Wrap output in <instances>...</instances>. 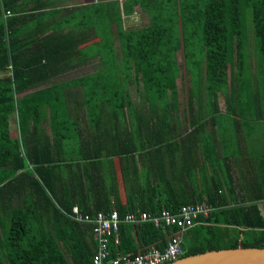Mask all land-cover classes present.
<instances>
[{"label":"trees","instance_id":"trees-1","mask_svg":"<svg viewBox=\"0 0 264 264\" xmlns=\"http://www.w3.org/2000/svg\"><path fill=\"white\" fill-rule=\"evenodd\" d=\"M68 1L0 0V264H92L90 226L61 211L74 205L83 213L116 209L122 216L205 201L215 208L182 236L181 258L239 244L264 247V169L249 182L243 174L234 184L230 174L228 189L220 183L179 199L173 183L140 181L137 161L127 170L121 163L123 185H131L122 202L116 170L105 165L196 135L205 118H215L218 94L226 113L247 116L244 98L264 96V0ZM136 6L147 22L125 26L123 17ZM251 34L256 81L247 74ZM88 62L100 65L93 74L54 81ZM11 114L24 155L8 126ZM75 135L96 149L67 150ZM208 135L222 144L216 128ZM202 153V163H212ZM231 157L221 161L230 165ZM236 188L241 194L227 193ZM176 230L122 223L117 242L108 244L110 257L163 249Z\"/></svg>","mask_w":264,"mask_h":264},{"label":"crops","instance_id":"crops-1","mask_svg":"<svg viewBox=\"0 0 264 264\" xmlns=\"http://www.w3.org/2000/svg\"><path fill=\"white\" fill-rule=\"evenodd\" d=\"M61 1L65 0H58L59 4ZM74 2L77 3L76 0ZM248 54L251 56L247 63L248 78L249 80L256 81V65L250 50ZM179 58L180 57H178V59ZM99 66L97 62H88L68 73H63L54 81L61 83L73 80L82 74L91 75ZM132 97L136 102L142 101L141 95H132ZM244 100L247 101V103L241 110H244L247 115L245 118L226 113L225 98L222 94H218V111L214 112L215 118H205L204 127L200 132L189 137L186 141H181L177 138V143L171 142L161 145V147L157 149L154 148V152L151 150V152L148 153V150H146L143 151L144 153L141 155L133 153V155L136 156L135 158H132L130 154L122 155L121 159L115 157L112 164L106 160L105 165L109 166L110 169L114 167L116 170L119 183V196L122 202L126 199L125 189L130 188L131 185L130 183L128 187L123 185L120 173L121 163L127 170L128 166L133 168L134 161H137V167L139 169L138 178L140 181H144L148 178L155 184L162 182L173 183L175 187L173 194L179 199L193 198V196H195L197 192L199 193L203 188L212 189V187L214 188L216 185L219 186L220 183L223 184L224 189H228V187L225 186L231 184V179L229 178L230 174L235 178L234 184L239 182L237 177L240 175H247L249 179L246 180V182H249L254 177L262 174L264 169V119L259 120L253 118L264 115V96L252 97L248 95ZM70 102L73 103L74 100H70ZM205 108H210V106L205 105ZM182 113L183 112H180L179 115L180 120H177L180 125L184 124V119L181 116ZM192 115L196 116L197 112L192 111ZM86 116L87 115H84V113H72L70 117L87 118ZM80 123L84 127L86 126L84 121ZM215 128L218 140L219 133L222 135V144H220L219 141L215 143L208 137V134L210 132L213 133ZM85 129L87 128H84V133L86 137H88ZM189 130L190 129H188V131ZM156 135L159 136V132H154V140ZM136 140H138L137 146L139 147L140 140L139 138ZM68 149L74 151L79 149L92 150L96 149V147L92 143H80L77 135H75V139L67 150ZM202 152L209 157L211 156L212 163H202ZM227 155L232 156L230 165H227L225 160H223V162L221 161V157H226ZM132 177H136L134 171H132ZM128 181L131 182L133 180L129 178ZM229 192L241 194L239 188H236L235 192L228 191L227 193L229 194ZM158 196L159 195H157V197ZM202 198H206V195H202Z\"/></svg>","mask_w":264,"mask_h":264},{"label":"built area","instance_id":"built-area-1","mask_svg":"<svg viewBox=\"0 0 264 264\" xmlns=\"http://www.w3.org/2000/svg\"><path fill=\"white\" fill-rule=\"evenodd\" d=\"M9 15V12H6ZM13 127L15 135L22 144L20 128L16 119ZM14 119V118H13ZM21 153L24 155V148L21 145ZM215 207L208 202H194L182 204L176 210L166 208L158 212L141 211L138 213H125L122 216L116 209L108 212L98 210L94 213H83L74 205L70 211L61 209L63 214L76 223L87 224L91 228V235L95 241V249L92 255V264H165L175 261L183 255L182 236L194 225L199 216H207ZM150 222L156 228H176L177 230L169 235L163 249L150 247L131 256L123 255L111 258L109 242L118 240L120 224H139Z\"/></svg>","mask_w":264,"mask_h":264},{"label":"water","instance_id":"water-1","mask_svg":"<svg viewBox=\"0 0 264 264\" xmlns=\"http://www.w3.org/2000/svg\"><path fill=\"white\" fill-rule=\"evenodd\" d=\"M165 264H264V247H243L209 250L187 255Z\"/></svg>","mask_w":264,"mask_h":264},{"label":"rangeland","instance_id":"rangeland-1","mask_svg":"<svg viewBox=\"0 0 264 264\" xmlns=\"http://www.w3.org/2000/svg\"><path fill=\"white\" fill-rule=\"evenodd\" d=\"M74 1L75 0H73V2ZM91 1H98V0H76L77 3H88V2H91ZM60 4L63 5V6L64 5H68L69 1L68 0L61 1ZM248 17H249L248 18L249 19L248 23H250L249 26L251 27L250 15H248ZM146 22H147V15H145L144 12H142L141 9L138 6L135 7V11H134V13L131 16H124L123 17V23H124L125 26H139V25L145 24ZM197 40H198V36L197 35L196 36L193 35L191 37V45H192L191 49H193V51L195 53H197L198 48H199L196 45V43H195V42L198 43ZM254 43H255V41H254V38H253V36L251 34V35H249V46H248V48H250V53L253 55L254 59H257V49H255ZM198 55L199 54H197V56ZM178 57H180L179 59H181V55L179 53H178ZM12 118H13V115L11 114L8 126L10 128L11 135L13 137H16V135H15L16 131H15L14 127H13L15 116H14V119H12Z\"/></svg>","mask_w":264,"mask_h":264}]
</instances>
